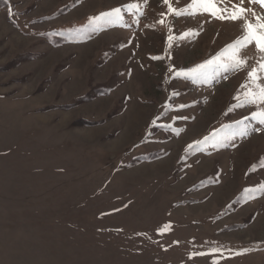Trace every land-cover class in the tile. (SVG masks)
Listing matches in <instances>:
<instances>
[{"label": "rangeland", "instance_id": "rangeland-1", "mask_svg": "<svg viewBox=\"0 0 264 264\" xmlns=\"http://www.w3.org/2000/svg\"><path fill=\"white\" fill-rule=\"evenodd\" d=\"M168 7L0 0V264H264V125L235 99L259 55L177 78L241 30Z\"/></svg>", "mask_w": 264, "mask_h": 264}, {"label": "snow or ice", "instance_id": "snow-or-ice-1", "mask_svg": "<svg viewBox=\"0 0 264 264\" xmlns=\"http://www.w3.org/2000/svg\"><path fill=\"white\" fill-rule=\"evenodd\" d=\"M224 0H190L183 9H173L170 0H164L168 5V11L174 13L175 16H191L209 15L212 18L224 21L230 20L232 22L240 23L241 35L231 44L227 45L217 56L205 61V63L197 65L194 68L175 71L177 78L184 79H203L207 77L206 70L209 67L222 69L224 72L240 71L247 65V59L240 55L241 51L250 46H254L259 55V60L255 66H252L247 71L245 83L241 85L245 89L243 99L241 95H237L235 99L238 102L237 106H257L258 110L252 113L251 119L256 120L260 125H264V108L259 107L264 105V14L256 13L251 7H244V0H240L239 4L232 3L231 7L221 5ZM249 4H258L264 9V0H248ZM135 7V5H129ZM121 9L117 8L111 12L102 13L100 17L94 20L106 19L111 22L113 18H119ZM195 33H185V36ZM169 42L173 37L169 35ZM171 46V43L170 45ZM153 59H160V57H153ZM223 60V63L221 61ZM171 70V69H170ZM185 107V105H180ZM233 109H229L232 111ZM238 123H242L238 122ZM214 138V137H213ZM207 137L205 140L207 141ZM199 143V142H197ZM193 147L192 145L189 146ZM261 191H264V186H261Z\"/></svg>", "mask_w": 264, "mask_h": 264}, {"label": "trees", "instance_id": "trees-1", "mask_svg": "<svg viewBox=\"0 0 264 264\" xmlns=\"http://www.w3.org/2000/svg\"><path fill=\"white\" fill-rule=\"evenodd\" d=\"M82 101V99H79ZM76 126H95L96 123H92V122H87V121H78L76 122ZM95 124V125H94ZM142 160V159H141Z\"/></svg>", "mask_w": 264, "mask_h": 264}]
</instances>
